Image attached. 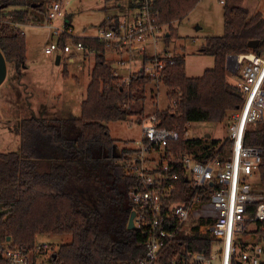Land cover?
<instances>
[{
	"label": "trees",
	"instance_id": "1",
	"mask_svg": "<svg viewBox=\"0 0 264 264\" xmlns=\"http://www.w3.org/2000/svg\"><path fill=\"white\" fill-rule=\"evenodd\" d=\"M54 1L57 0H0V51L7 63L15 65L18 76L26 62V44L24 34L15 24L35 23L40 12L43 22ZM198 1L156 0L152 10L160 24H169ZM223 5L224 33L206 37L200 51L213 57V67L199 77H189L185 57L174 55L173 64L166 66L159 79L168 89L172 106L157 110L156 116L161 127L177 130L181 136L170 143L168 150L194 154L201 162L215 156L223 161L232 142L229 138L185 139V125L221 123L234 115L243 103V93L228 81L227 56L250 51L264 53V17L260 13L251 16L240 5ZM66 26H70L69 18ZM170 34L165 37L167 45ZM65 40L63 35L59 45ZM251 41H259L255 49L248 47ZM82 42L95 49L96 61L80 116L62 117L44 110L42 116L23 118L19 124V149L0 153V247L8 237L13 246L32 248L42 236H70L69 242L53 250V264L129 263L145 251L142 234L127 229L131 213L129 193L135 177L117 164L120 157L132 150L118 151L106 124L132 116L141 123L145 117L146 89L153 79L139 70L128 85H123L106 60L104 44L94 38H84ZM244 144L259 146L264 151L263 122L248 128ZM258 181L264 194V155ZM179 188H185L188 197L191 195L183 176ZM176 200L186 197L176 196ZM260 225L264 227V222ZM257 233L264 238V229ZM177 239L188 251L205 254L213 242L210 232L201 228ZM232 264L239 263L233 260Z\"/></svg>",
	"mask_w": 264,
	"mask_h": 264
},
{
	"label": "built area",
	"instance_id": "2",
	"mask_svg": "<svg viewBox=\"0 0 264 264\" xmlns=\"http://www.w3.org/2000/svg\"><path fill=\"white\" fill-rule=\"evenodd\" d=\"M155 1L134 0L135 12L129 19L108 18L96 37L72 36L67 22L61 28L54 27L55 21L66 16L61 2L54 1L44 24L54 30L58 40L64 35L71 44L66 39L60 46L57 40L45 47L44 53L51 55L60 50L72 55L75 50L95 54L94 48H87L82 42L84 38H94L107 51L122 56L113 73L123 85H128L139 70L159 83L163 70L173 64L174 55L160 50L159 42L161 39L164 42L165 34L157 13L152 10ZM220 2L223 4L224 0ZM134 57L141 58L135 72L131 68ZM226 67L243 93V103L228 127L232 147L227 158L221 161L215 156L201 162L194 154L169 151L170 143L177 142L180 133L161 127L154 114L148 117V125H144V120L140 123L142 137L137 147L117 161L125 173L135 177L129 193L130 212H134L132 230L145 239L142 256L119 264H213L215 259L220 264H232L233 260L239 264H264V249L252 237L263 229L260 224L264 222V194L251 183L258 178L264 151L259 146L244 144L249 125L264 122V55L252 51L228 55ZM120 70L127 75L120 74ZM188 126L189 123L183 132L185 139ZM182 176L186 178L189 197L185 188H179ZM176 196L186 200L177 201ZM195 228L210 232L213 242L208 254L190 252L178 243L179 235L190 236ZM214 245L219 249L216 253ZM52 254L45 239L37 240L32 248L13 246L6 241L0 247V264H53Z\"/></svg>",
	"mask_w": 264,
	"mask_h": 264
},
{
	"label": "rangeland",
	"instance_id": "3",
	"mask_svg": "<svg viewBox=\"0 0 264 264\" xmlns=\"http://www.w3.org/2000/svg\"><path fill=\"white\" fill-rule=\"evenodd\" d=\"M58 1L61 2L66 16L55 21L54 27L61 28L69 18L72 28L71 35L74 37H96L99 29L106 25L108 18L127 20L135 12L134 0ZM224 2L228 5H240L247 8L251 16L260 8L264 10V0H224ZM223 7L220 0H199L181 18H172L169 24H162L165 36L164 42L162 39L159 42L160 50L165 49L173 55L184 56L187 76L199 77L205 69L213 67V57L203 55L200 49L206 37L223 35ZM9 12L11 9L6 11V13ZM37 14L39 18L37 22L32 23L31 21L29 24L18 27L24 34L26 44V62L20 76L16 72L15 65L7 63L6 79L0 85V153L19 149V124L23 118L42 116L45 113L44 110L51 108L60 116L79 117L81 103L86 97L87 85L96 61L94 53L75 50L72 59H70V54H63L60 50L51 55L45 54L44 48L51 43H56L58 37L54 35V30L44 24V21L42 22L43 13ZM169 32L172 37L167 45L165 37ZM67 42L71 44L70 39H67ZM148 50L152 51V48L148 46ZM110 53L112 52L106 51L105 56ZM57 56L61 58L58 64L56 63ZM115 59L106 58L112 68L116 67L113 63ZM131 61V68L135 72L138 70L141 58L134 57ZM120 71V74L127 75L126 71ZM65 72H67L66 75ZM167 93L168 89L161 83L152 81L148 84L144 101V125H148V117L156 114L157 110L164 111L172 106ZM234 115L230 114L221 123H189L186 138L190 140L208 139L206 138L208 134L210 141H224L228 138V127ZM254 125L250 124L249 128ZM106 126L111 138L116 142L118 151L136 148L137 142L142 137V125L135 116L126 121L109 122ZM251 183L253 187L260 189L258 178L252 180ZM252 237L264 249V240H261L264 238L260 233L256 231ZM43 239L47 240L51 249L55 251L61 244L69 242L71 237L42 236L39 238V240ZM214 246L213 253H216L219 249L217 245ZM262 258L264 259V256ZM213 264H220L219 259H215Z\"/></svg>",
	"mask_w": 264,
	"mask_h": 264
},
{
	"label": "water",
	"instance_id": "4",
	"mask_svg": "<svg viewBox=\"0 0 264 264\" xmlns=\"http://www.w3.org/2000/svg\"><path fill=\"white\" fill-rule=\"evenodd\" d=\"M0 8L2 9L3 6H1ZM166 36H168V35H166ZM258 43H259V41H251L248 43V47L251 49H255L257 47ZM59 62H60V56H57L56 63L58 64ZM6 75H7V62H6L4 55L0 51V85L6 79ZM206 138L209 139L210 135L207 134ZM133 217H134V212H131L129 219H128V224H127V229H129V230H132L134 228ZM9 240H10V238L8 237L7 241H9Z\"/></svg>",
	"mask_w": 264,
	"mask_h": 264
},
{
	"label": "crops",
	"instance_id": "5",
	"mask_svg": "<svg viewBox=\"0 0 264 264\" xmlns=\"http://www.w3.org/2000/svg\"><path fill=\"white\" fill-rule=\"evenodd\" d=\"M247 9V8H246ZM249 11V10H248ZM256 13H261L262 15H263V17H264V10L262 9V8H260V9H258V11L256 12ZM255 13V14H256ZM166 35H168V34H166ZM200 51H201V49H200ZM178 55V54H177ZM72 57H73V55H71L70 56V59H72ZM106 58L108 59V60H114L115 58H117V59H115V61H113V63H116V61L119 59V58H121V56H120V54H117V53H110L109 55H107L106 56ZM61 59V58H60ZM93 67H94V65H93ZM115 67H113V69H114ZM206 70V69H205ZM204 72V71H203ZM91 76V75H90ZM232 80H231V79ZM228 81L230 82V83H232V84H236L235 83V80L230 76V74L228 73ZM89 84V83H88ZM88 86V85H87ZM39 110H40V108H39ZM46 112H47V114H53V113H57V112H54V110L51 108L50 110H47L46 109ZM39 114H40V111H39ZM45 114V113H44ZM62 117H67L66 115L65 116H62ZM19 146H20V144H19ZM19 148V147H18ZM264 260V259H263Z\"/></svg>",
	"mask_w": 264,
	"mask_h": 264
}]
</instances>
